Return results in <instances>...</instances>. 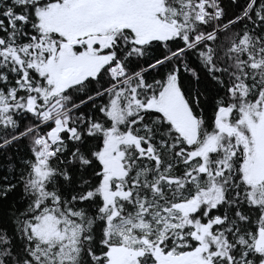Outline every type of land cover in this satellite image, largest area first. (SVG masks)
<instances>
[{"label": "snow or ice", "instance_id": "6c2138e0", "mask_svg": "<svg viewBox=\"0 0 264 264\" xmlns=\"http://www.w3.org/2000/svg\"><path fill=\"white\" fill-rule=\"evenodd\" d=\"M0 264H264V0H0Z\"/></svg>", "mask_w": 264, "mask_h": 264}]
</instances>
